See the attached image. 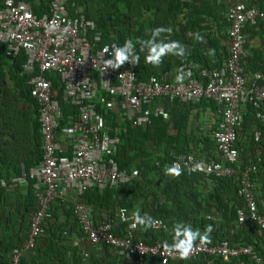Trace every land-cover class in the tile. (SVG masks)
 <instances>
[{"label":"built area","instance_id":"obj_1","mask_svg":"<svg viewBox=\"0 0 264 264\" xmlns=\"http://www.w3.org/2000/svg\"><path fill=\"white\" fill-rule=\"evenodd\" d=\"M67 4L68 0H48L47 11L36 15L26 1L0 0V43L4 44L8 58L20 52L25 55L21 69L30 74L27 85L38 104L42 140L38 164L28 170L21 167L19 175L11 180L17 183L32 180L37 208L30 217L24 241L9 253L8 264H22L23 252L35 246L47 227L50 204L62 198L65 189L81 194L90 187L116 188L137 176L136 168L120 169L113 158L119 139L108 133L99 106L119 108L125 120L136 127L149 125L153 117L168 119L167 110L159 103L163 100L170 104L197 103L201 99L216 102L220 106V118L212 137L217 158L205 160L179 152L173 155L171 167L186 174L234 178L241 199L236 222L249 220L264 230V215L257 209L252 188L251 173L255 167L239 168L235 147L241 109L245 105L253 108L264 129V77L247 81L242 65L246 56L244 29L264 19V11L242 1L227 5L228 46L226 55L215 67H203L186 56L171 73L150 74L146 80H137V63L125 61L115 69H104L103 61L109 58L104 49L111 51L110 45L102 42L100 28L84 15L81 7L71 2L69 7L73 13H70ZM49 72L59 77L60 97L46 76ZM156 99L159 102L153 103ZM61 102L76 108V117L64 131L70 141L69 156L61 154L65 147L57 134ZM258 136L257 131L255 138ZM92 210L86 202L74 203L73 211L83 236L92 245L112 247L121 263L143 264L146 255L160 257L161 264L180 259L175 251L163 250L159 240L147 244L135 239L138 224H134L133 212L128 209L120 207L114 223L109 217L94 220ZM153 221V229L164 227L160 219ZM120 224L122 233L116 234L114 227ZM199 254L208 257L204 264H217L216 257L239 256H248L257 264L264 263V254L254 246L231 245L228 240L214 244L192 241L187 258Z\"/></svg>","mask_w":264,"mask_h":264},{"label":"trees","instance_id":"obj_2","mask_svg":"<svg viewBox=\"0 0 264 264\" xmlns=\"http://www.w3.org/2000/svg\"><path fill=\"white\" fill-rule=\"evenodd\" d=\"M23 1H26L31 5L36 15H40V13L47 11L48 0ZM71 2H74L78 7H81L84 15L87 18L94 20L96 25L100 28L101 33L103 34L102 42L108 43L110 47L112 45L120 46L126 39H131L134 41V47L136 48V53L139 57L137 66L135 68L137 80H146L150 74L159 75L164 70L172 69L176 67L186 56H188L192 60L198 61L199 63H201V66H206V64L202 62V60L196 54V45L191 42L194 34L191 38H189L186 33L188 31L193 32L194 29L198 27L201 28L200 21L204 19L203 15H213H210V13H208L209 11H206L205 13V11L200 9V6L199 8L197 6V2L201 5H210L209 0H68L67 8L70 13H73V9L69 7V4ZM157 26L163 27L168 30L162 32L159 39H162L165 42H178L184 49L182 55H173V60H168V58L163 59V61H165V65L164 67H162L161 72L154 71L149 67V65H145V52L141 51L138 45H135V41L137 39H147L150 35L151 29ZM179 36L183 38V41H179ZM186 42H191L190 44L192 45V47L187 46L188 49L185 48ZM191 48L193 52L190 51ZM4 49V44L0 43V81L7 80L11 83L13 82V86H11V95L10 92L6 90V88H3V86L0 87V206L3 207L4 212L5 210H8V214L4 216L8 217L9 219L10 217H12V219L16 221L18 218V220L20 221L19 224L23 228L25 222L27 221L29 226L30 217L37 208L35 194L32 188V180H27L24 183L12 182L11 180L15 176L19 175L21 163H23L25 170H28L32 165L38 164L42 156V140L40 134V125L38 122V104L31 96L30 87L27 85V80L29 79L30 74L25 73L21 69V63L24 61L25 55L23 52H20L16 56L8 58L4 53ZM251 63V59H249V57L246 58L245 56L242 60L244 70L246 68H249V70L251 71L256 70V68L252 67ZM263 69L264 68L260 70L264 75ZM46 76L51 79L52 86L57 91V97H60L62 87L59 82V77L52 72L46 73ZM162 103L163 105L168 104V102H166L165 100H163ZM198 103H200L201 105L210 104V106H212V109L214 110L218 107L216 102L207 99H201L197 103H181L183 104V109L181 110V113L179 112L177 114V118L175 120V122H177V135L169 134L166 128V121L162 120L159 117H153L149 125L136 127L131 126L130 122H128L127 120H123L122 125H119L117 128L115 122H121V120L118 116H116L115 111L106 109L102 106L98 107L99 111L103 115L105 123L111 126V129L108 133L110 135L117 136L119 139L117 149L113 155V158L115 159L118 167L120 169L125 168L128 171H130L132 168H136L138 174L139 172L142 174L148 169H157L163 171L164 173L166 172V169L171 167V162L175 153H190L197 158H202L205 160L217 158V152H215V155L210 158H204L193 154L190 148H188L186 142L187 136L184 134V132L181 131V129L187 127L188 113L191 111L193 106H198ZM171 105L177 108V105L180 104L175 101L171 103ZM61 107L62 116L58 121V128H60L64 124L69 125L71 123L70 121L76 117V108L74 106L70 105L69 103L61 102ZM245 107L247 111H245V114H243V110ZM262 111L264 112V107H262ZM249 113H251V118H254L255 121L252 123L256 124V127L259 130H257L259 132L258 138H251V142L253 144H258L257 142L262 143L264 155V129L258 119L254 116L253 108L249 104L245 105L241 109L242 119L237 128L239 129L241 124L246 123L243 121H245V119L247 118L246 115H248ZM238 129L237 139L235 142V147L238 152V167L241 168L248 165H253L255 167L254 171H252L251 173V177L253 178L254 175L257 176L259 174V168L258 165L255 164V161H253L254 164L246 163L244 158H241V143L238 142ZM149 147L151 148L153 153L152 151L147 150V148ZM171 151H173V154H171ZM168 174L169 175L167 176V179L169 181V184H172V182L170 181L171 179H173L174 181L178 177L184 180L186 178L195 179L196 176H204L197 174H186L184 172H179V175H173L171 173ZM136 177L132 178L128 182L119 184V186L116 188H104L102 190H99L96 187H90L85 189L81 194H76L74 192L76 199L71 203L69 207L66 205L63 206V203H60V201L56 202H58V204L60 203L61 207L63 208L65 212V218L68 219L69 217H72V220L78 226L79 230V223L73 211L74 203L77 201L86 202L87 204L92 206L93 210L98 206H103L108 210V214L106 217L111 218L114 223L116 221L117 210L120 207H124L130 211L131 196L137 194L141 190L136 183ZM207 177L214 180L220 187L228 190L234 204L232 206H227V204L222 203V199H219L220 197L217 192L210 193L209 196L206 197L205 201H207L208 199H212L213 203L215 204V200H219V202L213 206H215V208L219 206V210L221 207L223 214H226L228 217L226 218L236 223V209L241 205V199L237 195V181L234 178H221L213 176ZM170 186L173 187V184ZM24 187L26 188L25 195H23L22 193L23 189H25ZM174 187L177 188L176 184L174 185ZM262 188L264 189V183H262ZM193 201L195 200L193 199ZM172 202L175 206L172 209L171 214H175V217L172 220H169V216H159L157 218L162 221L164 226H168L170 228H172L173 224L176 222H183L184 224H187V220L191 219L188 215L189 211L184 212V209L182 211H179L181 209L179 202L173 199ZM16 207H19L18 212L14 211ZM193 207L195 208V206ZM204 209L205 212H209L211 208L204 207ZM48 211H51V205ZM151 218L153 220L156 217L154 218V216L151 215ZM249 222L254 224L252 221ZM188 223H190L187 224L190 227H197L201 234L205 232L206 228H208L209 226L211 227V231L207 233V240L202 242L214 244L221 240H228L231 245L250 244L254 246L255 249H257V247L253 244L251 238L240 243L234 240H230V238L226 236L227 231L220 232L219 230L215 229L214 223L210 218L206 216L201 217L198 223L191 222V220H189ZM57 227L61 232L60 228L63 227V224L57 225ZM122 229L123 225L120 224V232L115 231V233L121 234ZM162 229L163 228L154 229V231H157L161 237ZM256 229H258V227H256ZM260 230L264 231L263 229ZM45 232L46 231H44L43 234ZM135 232V239H139L136 237ZM43 234H41L40 236H42ZM15 236V233H13L11 236L9 235L7 239L8 242L5 243L6 249L10 248L9 253L14 247H19L25 238L24 236L23 238L17 239L15 238ZM58 236L59 234H57V237ZM155 240L159 239H150L144 242L147 244H152ZM86 241L91 244L87 239ZM193 241L201 240L199 239V237H197V239ZM100 246L104 247L105 249L110 248L113 251V256L110 259L111 262H109L108 264H126V262L121 263V260L115 254V251L112 247L108 245ZM30 250H28V252ZM63 250L65 249L54 248V253H50L51 255H53V257H51V262H49L48 264H67L65 263V261L62 262L60 260L61 258L59 257V255L63 253ZM259 252L261 254H264V250H261ZM24 259L25 258L22 255V264H25ZM207 259L208 257L204 254H199L195 258L170 260L168 264H204L205 260ZM214 260L217 264H236L240 261L243 264H257L253 262L248 256L229 257L227 259L216 257ZM72 264H102V262L92 259V257L88 259L85 258V260L82 261L81 255H78L73 258ZM143 264H161L160 257L154 255H146L143 259Z\"/></svg>","mask_w":264,"mask_h":264},{"label":"crops","instance_id":"obj_3","mask_svg":"<svg viewBox=\"0 0 264 264\" xmlns=\"http://www.w3.org/2000/svg\"><path fill=\"white\" fill-rule=\"evenodd\" d=\"M236 1L245 2L249 6H254L264 11V0H209L210 5H201L197 2L198 8L200 6V9L205 11V13L206 11H209L208 13L213 15H203L204 19L200 21L201 28L198 27L194 29L193 32L188 31L186 35L191 38L194 34L191 42L196 45V54L202 62L206 64V66L215 67L226 55L228 39L226 33L227 22L225 20V12L226 7L230 2ZM244 34L246 58L249 57L252 62V67L256 68V70L252 71L249 70V68L244 70L245 79L249 81L253 78L264 76L260 70L264 68V19H259L254 25L248 24L244 30ZM197 37H199V39H197ZM178 39L179 41H183V38L180 36ZM190 43L186 42L185 48L188 49L187 46L192 47ZM210 49L211 55H209ZM190 51L193 52L192 48ZM165 58L173 60V55L167 54L161 57L160 63L156 66L146 63L145 65H149V67L154 71L161 72L162 67L165 65V61H163ZM162 72L171 73L173 72V68ZM157 102L159 101H153V103ZM159 103L163 104L162 102ZM179 104L180 105H177V108L172 106L170 103L163 105L169 114V118L164 121L167 123V132L171 135L178 134V130L176 129L177 122H175V120L177 118V114L179 112L181 113V110L183 109V104ZM198 104V106H193L191 111L188 113L187 127L181 129V131L187 136L186 142L188 148H190L193 154L204 158H210L214 156L216 152L212 138V131L216 126L217 120L220 118V108L218 104V107L215 110L212 109L210 104ZM113 110L115 111L116 116H118L121 120V122H115L118 128L119 125H122V122L125 119L119 108H114ZM245 111H247L246 107L243 110V114H245ZM246 116L247 118L243 121L246 123L241 124L238 129V142L241 143V158L243 157L246 163L254 164L253 161H255V164L258 165L259 174L257 176L254 175L252 188L258 206V211L264 215V189L262 188V183H264L263 145L259 142H257L258 144H253L251 142V138L255 137L254 135L258 129L256 124L252 123L255 121L254 118H251V113ZM70 122H72V120ZM67 125L68 124H64L58 128V138H60L65 147V150L62 153L69 156L71 152L70 141L66 139L64 133ZM105 128L109 132L111 126L105 123ZM147 150L152 151L150 147L147 148ZM21 167H24L23 163L20 164V170ZM168 175V173H163V171L157 169H148L142 174L139 172L135 179L141 190L137 194L131 196L130 211L135 212L138 210L141 215L147 214L150 217L152 215L154 218L159 216H169V220H172L175 217V214H171L172 209L175 206L172 202L173 199L179 202V205L181 206L179 211H182L183 209L184 212L189 211L188 215L191 219L187 220V224H190L188 223L189 220H191V222L198 223L201 217L206 216L214 223L215 229L220 232L227 231L226 236L229 237L230 240L240 243L251 238L253 244L257 247V251L264 250V231H261L260 228L256 229L257 226L255 227V225L249 221L239 224L227 219L228 217L226 214H223L221 207L219 210V206L217 208L213 206L216 205L219 200H215V204L212 199L205 201L206 197H208L210 193L217 192L220 197L219 199H222V203L227 204V206H232L234 203L228 190L220 187L214 180L208 178L207 176H196L195 179L186 178L184 180L178 177L174 181L171 179L170 181L173 184L172 187L170 186L172 184H169L167 179ZM175 184L177 188L174 187ZM25 191L26 188L22 191L23 195L26 194ZM75 199L74 191L65 189L63 197L57 201L63 203V206L66 205L69 207ZM193 199L196 202L193 201ZM60 203L58 204V202H52L50 204L51 211H49V218L47 219V230H45L46 232L37 239L36 245L33 249L29 252L28 250L23 252L25 264H48L51 262V257H53L50 253H54V248L65 249L59 257L62 262L65 261L67 264H72L73 258L78 255H81L82 261H84L85 258L88 259L92 257V259L100 261L102 264H108L111 262L110 259L113 256V251L110 248L105 249L100 245L89 244L82 235L78 226L72 220V217H69L68 219L65 218V212ZM193 206H195V208ZM204 207H210L211 209L209 212H205L206 208L204 209ZM14 211L18 212L19 207H16ZM7 214L8 210H5L4 212L3 207L0 206V264L9 263L10 248L6 249L5 247V243L8 242L7 239L9 235L11 236L15 233V238H23L28 228V221L25 222L24 227L22 228L19 224L20 221L18 218L17 221L13 220L12 217L9 219L4 216ZM107 214L108 210L106 208L98 206L93 210L92 217L94 220H98L106 217ZM62 224L63 227L60 228V232L57 225ZM191 228L194 230L195 227ZM171 230L172 228L164 226L160 237L158 232H155L151 227L150 229H143L140 225H138L135 234L137 238L142 239L143 241L150 239L154 240L157 238L160 241H167L171 244ZM195 230H197V227ZM114 231L120 232L119 225L114 227ZM57 234H59L58 237ZM236 264L243 263L240 261Z\"/></svg>","mask_w":264,"mask_h":264},{"label":"clouds","instance_id":"obj_4","mask_svg":"<svg viewBox=\"0 0 264 264\" xmlns=\"http://www.w3.org/2000/svg\"><path fill=\"white\" fill-rule=\"evenodd\" d=\"M165 31L168 30L157 26L151 29L147 39H137L135 41V45H138L139 49L145 52L144 61L146 64L156 66L160 63L161 57L167 54H183L184 49L178 42H165L159 39L160 34ZM197 39H199V37H197ZM104 51L109 53V58L103 61L104 69L106 67L115 69L125 61L136 64L139 59L136 48L134 47V41L131 39H126L120 46L112 45L111 51H109L108 48H105ZM209 55H211V49L209 50ZM167 173L179 175V169L170 167L166 169V174ZM132 215L134 224L140 225L143 229H148L153 226L154 221L147 214L141 215L137 210L133 212ZM210 231L211 227L209 226L205 229V232L201 234L198 229L193 230L189 225L183 222H176L173 224L171 230L172 243L169 244L167 241H162L161 248L165 251H175L182 260L187 259L189 253L192 251V241L197 239V237H199L201 241L207 240V233Z\"/></svg>","mask_w":264,"mask_h":264},{"label":"rangeland","instance_id":"obj_5","mask_svg":"<svg viewBox=\"0 0 264 264\" xmlns=\"http://www.w3.org/2000/svg\"><path fill=\"white\" fill-rule=\"evenodd\" d=\"M13 83V82H12ZM10 81H0V87H2L3 86V88H6V90H8L9 92H10V95L12 94V91H11V86H13V84H12Z\"/></svg>","mask_w":264,"mask_h":264}]
</instances>
